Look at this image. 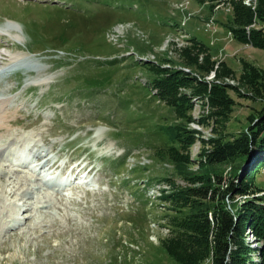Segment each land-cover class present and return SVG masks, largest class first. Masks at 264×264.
<instances>
[{"label":"rangeland","instance_id":"obj_1","mask_svg":"<svg viewBox=\"0 0 264 264\" xmlns=\"http://www.w3.org/2000/svg\"><path fill=\"white\" fill-rule=\"evenodd\" d=\"M233 11L225 0H0V29L13 21L23 37L1 36L0 64L20 52L53 78L35 85L26 82L35 73L17 68L10 81L2 76L11 101L0 133V264H174L160 251L176 214L172 202L159 201L171 192L163 181L176 184L173 194L192 184L169 158L171 147L180 148L170 129L184 122L155 95V69L201 75L234 101L217 124L208 97L191 100L195 141L185 172L200 173L211 140L248 132L264 105V89L259 95L242 80L251 70L264 75V49L234 39L227 27ZM207 57L214 63L208 74L188 63ZM225 66L233 72L218 78ZM81 159L94 173L63 176ZM243 161L215 167L224 184L245 176L263 190L228 198L233 211L264 197V166L252 171L254 161ZM250 234L258 250L262 242Z\"/></svg>","mask_w":264,"mask_h":264},{"label":"trees","instance_id":"obj_2","mask_svg":"<svg viewBox=\"0 0 264 264\" xmlns=\"http://www.w3.org/2000/svg\"><path fill=\"white\" fill-rule=\"evenodd\" d=\"M216 1L220 0H210L211 3ZM225 1L232 3L234 7L232 21L227 25L234 39L239 43L264 49V0H257L255 7L245 5V0ZM198 44L200 50L206 48L202 42L199 41ZM188 63L190 66L196 65L204 74L214 69L210 57L205 59L203 65L194 60H188ZM247 68L248 65L245 64V69ZM155 70L159 74V78L153 83L155 95L173 108L176 117L184 122L170 129L174 141L180 143V148L171 147L168 151L169 158L175 163L181 176L192 184L191 187L172 194L176 184L171 183L173 190L170 196H166L165 202H172L176 214L170 219L171 236L161 243L160 251L174 264H203L209 259L211 264H264V203H259L264 202V197L248 201L238 211L229 209L227 205V199L232 200L237 194L253 195L263 190L255 188L252 178L248 181L245 176L239 177L238 170L242 164L233 174V177L240 178V184L233 181L224 184L223 174L215 170L218 165L235 163L241 159H244L247 166L254 161L250 168L252 171L258 165L264 166V105L258 117L250 119L248 132L233 141L224 135H218L211 140L213 147L206 154L207 163L202 166L200 173H188L185 170L190 158L186 152L195 141L194 132L187 125L192 121L188 114L192 109L191 100L198 96L208 97L209 104L215 110L217 124L225 121L232 111L234 101L225 95L226 88L223 85L215 82L209 84L202 80L201 75L192 76L182 70L161 67ZM251 71L242 80L260 95L264 89V75ZM230 72L233 71L225 66L217 77L222 78ZM181 89L190 92L181 93ZM253 97L256 98L255 95ZM214 132L219 133L217 130ZM195 184L199 186H193ZM248 229L257 241L262 242L258 250H254L248 241ZM256 251L259 253V261L253 259Z\"/></svg>","mask_w":264,"mask_h":264},{"label":"bare ground","instance_id":"obj_3","mask_svg":"<svg viewBox=\"0 0 264 264\" xmlns=\"http://www.w3.org/2000/svg\"><path fill=\"white\" fill-rule=\"evenodd\" d=\"M18 26H19V24H16L13 21H8L7 23H5V25L2 26L1 29H0L1 41H3L1 36L2 35H6L8 37H11L12 40H15L17 42H21L22 43L23 37L20 34V31H22V30L20 29L21 27L19 28ZM0 56L3 57L4 55L0 54ZM39 62H38V60H34L33 58H30V57H27V56L24 57V54L19 52V53H10V54H8L7 61L6 62L2 61V63L0 64V91L3 92L2 95H0V133L5 127L4 126V121H5L6 117H7V114H10L9 113V103L11 101L10 97L4 95V92L5 93H7V92L5 91L6 90L5 87H3V85H2L4 83V82H2V78L6 76L7 79L10 81L11 77L13 76V74L8 73V72L9 71L12 72L11 69H13V68L25 69V70H27V72H26L27 74L35 73V76H36V78L30 79V80H26V82H33L32 84L39 85V86L43 85V84L48 85L47 83H49L50 80L52 81L53 78H50L48 76H47L48 78H44L45 76L44 77L41 76V72H43V68L44 67L42 68L40 66ZM45 157H47V156L45 155ZM45 157L41 156V158H43V159ZM47 162H49V160H47L45 162V164ZM53 164H56V162H53L50 165L52 166ZM79 167L80 166L76 167V169H78ZM163 184L170 185L171 186V192H172L173 186H172L171 183L164 182ZM159 185H161V184H159ZM171 192L166 193L165 191H163V195H162V197H160L159 201L165 202V200H163V198L166 197L167 195H170ZM148 193H149V191H148ZM148 193H147V197H148ZM155 197H153V198H155ZM149 204H150V200H149ZM45 208H47V207L45 206ZM15 218H16L15 220L18 219L17 216ZM250 237H253L252 234H250ZM252 241H254V240H252Z\"/></svg>","mask_w":264,"mask_h":264},{"label":"water","instance_id":"obj_4","mask_svg":"<svg viewBox=\"0 0 264 264\" xmlns=\"http://www.w3.org/2000/svg\"><path fill=\"white\" fill-rule=\"evenodd\" d=\"M245 169V168H244Z\"/></svg>","mask_w":264,"mask_h":264}]
</instances>
